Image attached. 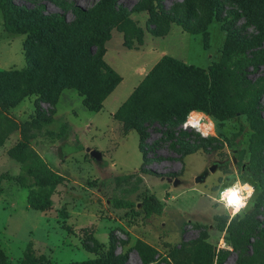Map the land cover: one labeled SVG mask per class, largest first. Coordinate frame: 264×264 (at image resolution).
Segmentation results:
<instances>
[{"label": "rangeland", "instance_id": "374dc122", "mask_svg": "<svg viewBox=\"0 0 264 264\" xmlns=\"http://www.w3.org/2000/svg\"><path fill=\"white\" fill-rule=\"evenodd\" d=\"M97 1L12 0L27 13L60 12L66 20L73 19V6L88 8ZM113 3L128 14L109 28L107 38L91 46L95 53L103 48L105 66L90 68L81 57L66 59L64 64L66 69L77 67L85 76L93 98L100 94L98 78L107 75L108 67L122 81L99 111L85 109L76 91L63 90L57 113H68L65 117L75 131L69 128L55 138L59 125L67 123L52 117L55 103L37 93L12 105L8 103L13 97L0 94V264L20 261L27 248L46 264L99 257L144 264L134 247L136 240L155 251L146 264H192L200 243L211 248V264L264 263V90L256 99L251 121L238 112L220 118L192 110L185 124L192 125V114L204 115L208 124L204 130L198 127L200 133H208L204 137L193 128H182V118L159 117L154 99L174 88L161 85L153 89L132 104V114L145 115L139 124L144 162L136 132L125 131V124L112 117L131 87L161 55L197 67L207 76L208 67L219 59L227 28L250 38L258 25H264V16L253 0ZM196 27H203V32L187 31ZM25 39L26 34L3 29L0 11V70L25 68ZM50 41L48 34L45 42L35 41L32 49L45 54ZM259 47L264 49V39ZM263 75L264 63L238 71V78L251 82ZM48 94L57 99L52 90ZM50 116L51 121L45 122ZM21 138L65 177L52 192V205L45 211L26 207L25 190L12 179L18 164L7 156L6 149ZM75 144L79 150H67L66 145ZM90 149L98 151L99 158L91 157ZM237 180L250 183L255 193L243 216L229 220L211 197ZM149 196L159 211L145 215L142 202ZM125 202L127 207H116Z\"/></svg>", "mask_w": 264, "mask_h": 264}, {"label": "trees", "instance_id": "16d2710c", "mask_svg": "<svg viewBox=\"0 0 264 264\" xmlns=\"http://www.w3.org/2000/svg\"><path fill=\"white\" fill-rule=\"evenodd\" d=\"M253 1L264 16V0ZM113 2L114 0H99L88 8L73 6L71 8L73 19L66 20L64 14L60 12L27 13L28 10L17 6L12 0H0L3 29L10 33L26 34L24 41L25 68L0 70V94L6 92L9 97H13L8 104L12 105L30 93H37L53 104L56 102V97L51 99L48 91L52 90L56 96L62 89L68 88L75 90L82 97L81 103L85 109L99 111L102 108L103 99L121 80L120 76L108 67L107 75H100L98 78L100 94L93 98L90 96L85 76L77 67L66 69L64 63L66 59L81 57L85 65L90 68L95 64L105 66L101 59L103 48L99 53H95V51L91 52V46L96 41L101 42L107 38L109 28L128 14L127 11L115 8ZM257 27V32L250 38L241 37L234 29L227 28L219 59L208 67L207 76L199 68L168 55H161L151 66L112 114L114 119L125 124L127 127L125 131L132 129L138 135V149L142 155V162L145 161V158L143 150L140 148L141 129L139 124L144 121L145 115L137 111L132 114L134 111L132 104L146 97L158 86L171 85L174 88L173 91H167L154 99L155 113L159 117L174 115L184 120L188 112L199 109L220 118H229L236 112L244 114L249 121L255 118L254 105L264 90V75L251 82L244 77L238 78V71L250 65L264 63V49L259 47L261 40L264 39V25L260 24ZM203 29V27H196L187 31L195 34L203 32ZM48 34L51 35V41L48 43L47 52L45 54L35 52L32 49V44L35 41L45 42ZM257 46L258 48H256ZM37 73L38 77L34 78ZM106 80L109 82L108 85H106ZM51 119L50 116L45 122L51 121ZM67 129L68 127L62 123L53 136L60 138L67 133ZM261 135L259 134L258 137ZM255 138H257L256 134ZM66 146L70 152L80 149L79 144ZM190 151L192 152V149ZM6 154L18 164V171L12 176V179L18 187L25 190L26 207L36 211L49 209L52 205L51 194L57 186L63 184L65 177L53 170L29 145L27 139L21 138L12 143L6 149ZM2 178L3 176L0 175V180ZM128 205V202L118 203L116 207L121 208ZM142 210L145 215H148L151 212L158 213L159 208L155 204V200L149 196L143 200ZM134 243L144 264L153 260L155 252L153 248L140 240H136ZM84 248L87 251H93L88 245H84ZM211 261L212 252L209 245L206 243L197 245L192 264H211ZM3 264L46 263L34 256L32 251L27 248L23 251L20 261ZM62 264L125 263L117 257H99Z\"/></svg>", "mask_w": 264, "mask_h": 264}, {"label": "clouds", "instance_id": "9594fccd", "mask_svg": "<svg viewBox=\"0 0 264 264\" xmlns=\"http://www.w3.org/2000/svg\"><path fill=\"white\" fill-rule=\"evenodd\" d=\"M191 126L194 130L199 131L197 124L193 123ZM201 135L207 137L208 133H201ZM254 193L255 188L250 183L237 180L219 190L217 195L211 199L223 208L231 220L238 215L243 216Z\"/></svg>", "mask_w": 264, "mask_h": 264}, {"label": "crops", "instance_id": "0c3cea01", "mask_svg": "<svg viewBox=\"0 0 264 264\" xmlns=\"http://www.w3.org/2000/svg\"><path fill=\"white\" fill-rule=\"evenodd\" d=\"M147 71V70H146ZM146 71H144V73L141 75V78H142V76L145 74V72ZM122 81V77H121V80L117 83V85H119L120 84V82ZM117 85L112 89V91L103 99V101L109 96V95H111V94H113L114 93V91H115V88L117 87ZM132 88L133 87H131V89L128 91V94L130 93V91L132 90ZM65 89H68V88H65ZM65 89H62L61 91H60V93L58 94V96H57V99H56V102H55V111H53V116L52 117H55V119H59V120H61V121H63V122H66L67 123V127H68V129L70 128V129H72V130H74L75 131V128L73 127V125H72V123H70V122H68L67 121V118L65 117V115L66 114H68V113H65V112H59V114L57 113V103H58V100H59V98L63 95V90H65ZM73 90V89H72ZM75 91V90H74ZM128 96V95H127ZM126 96V97H127ZM116 97V96H115ZM81 98V97H80ZM102 101V102H103ZM120 105V104H119ZM118 105V106H119ZM117 106V107H118ZM116 110V109H115ZM75 134H76V132H75ZM138 137V136H137ZM64 145V144H63ZM87 149V148H86ZM85 149V150H86ZM90 150H92V149H90ZM90 150H88V153H89V151ZM139 150V149H138ZM94 151H96V150H94ZM96 152H98V151H96ZM140 152V151H139ZM141 154V153H140ZM91 156V155H90ZM42 157V156H41ZM92 157V156H91ZM43 158V157H42ZM94 158V157H93ZM44 159V158H43ZM94 159H96V158H94ZM45 160V159H44ZM46 161V160H45Z\"/></svg>", "mask_w": 264, "mask_h": 264}, {"label": "bare ground", "instance_id": "6f19581e", "mask_svg": "<svg viewBox=\"0 0 264 264\" xmlns=\"http://www.w3.org/2000/svg\"><path fill=\"white\" fill-rule=\"evenodd\" d=\"M197 124V126L201 129L204 130L205 126L208 124L207 118L199 113L192 114V117L190 119V124ZM243 237V236H242ZM247 238H244L243 240H246ZM243 242V241H242ZM247 242V241H246ZM259 242V241H258ZM248 243V242H247ZM246 244V243H245ZM245 247V246H244Z\"/></svg>", "mask_w": 264, "mask_h": 264}, {"label": "built area", "instance_id": "2783aa9c", "mask_svg": "<svg viewBox=\"0 0 264 264\" xmlns=\"http://www.w3.org/2000/svg\"><path fill=\"white\" fill-rule=\"evenodd\" d=\"M190 112H192V111H190ZM190 112H188L187 114H186V116H185V118H184V120H183V122H182V124H181V127L182 128H185V127H190V128H192L191 126H187L185 123H186V119L188 118V116H189V114H190ZM198 112V111H197ZM199 132V131H198ZM200 133V132H199ZM201 134V133H200Z\"/></svg>", "mask_w": 264, "mask_h": 264}, {"label": "water", "instance_id": "95a60500", "mask_svg": "<svg viewBox=\"0 0 264 264\" xmlns=\"http://www.w3.org/2000/svg\"><path fill=\"white\" fill-rule=\"evenodd\" d=\"M89 155H91L92 157H94V158H99V154H98V152H96V151H94V150H90L89 151Z\"/></svg>", "mask_w": 264, "mask_h": 264}]
</instances>
